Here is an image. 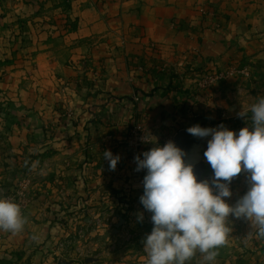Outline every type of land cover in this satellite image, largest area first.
Returning a JSON list of instances; mask_svg holds the SVG:
<instances>
[{"label": "crops", "instance_id": "0c3cea01", "mask_svg": "<svg viewBox=\"0 0 264 264\" xmlns=\"http://www.w3.org/2000/svg\"><path fill=\"white\" fill-rule=\"evenodd\" d=\"M5 52L24 72L34 67L24 130L42 138L32 145L56 149L52 181L64 195L70 173L72 189L82 181L92 165L86 152L98 154L103 134L118 146L133 123L172 135L185 128L182 121L214 112L213 94L224 88L193 94L197 70L246 65L251 83L264 84V0H0V66ZM136 59L154 64L149 74L136 69ZM243 81L220 83L241 93ZM238 105L236 113L244 109ZM66 112L71 124L51 123Z\"/></svg>", "mask_w": 264, "mask_h": 264}, {"label": "rangeland", "instance_id": "374dc122", "mask_svg": "<svg viewBox=\"0 0 264 264\" xmlns=\"http://www.w3.org/2000/svg\"><path fill=\"white\" fill-rule=\"evenodd\" d=\"M5 54H1L0 66V197L19 203L28 223L19 234L0 231V264H147L143 240L152 231L153 224L151 213L143 208L139 199L143 195V187L137 183L141 173L132 172L138 152H130L123 143L127 132L116 138L118 146L109 143L112 140L109 133L103 134L99 139L98 154L95 155L94 150L86 152L85 163L92 165H85L86 172L80 176V184H74L75 189H72L70 173L69 186L65 187L67 192L58 195L57 185L52 181L56 170V161L53 160L56 149L32 145V140L36 142L42 138L29 137L24 130L30 122L24 113L29 109L24 96L30 93L34 67L25 73L23 66H13V61ZM134 61L142 75L149 74L154 65ZM161 68L164 70L163 66ZM229 76L244 80L238 84V88H243L241 93L226 91L236 87L227 89L221 86L220 82ZM259 79L264 81V76ZM250 80L251 72L246 65L197 70L191 86L193 94L206 90L213 94L224 88L213 94V98L219 100L218 103L215 100L208 110L214 112L207 114V118L200 114L191 117L190 122L182 121L185 128L172 132V135L164 131L156 135L149 132L150 144L158 147L176 140L178 147L188 153L186 159L195 163L198 180L211 181L213 171L204 158L211 137L200 139L186 129L192 123L208 128L222 124L237 133L245 126L251 127L250 107L264 97V84L253 85ZM14 95L17 97L13 98ZM194 101L187 103L186 107L189 109ZM233 103L244 108L241 111L247 112L246 119L233 110ZM60 119L54 116L51 123L73 122L65 113ZM105 150L120 156L114 171L109 170V162L104 159ZM248 187L247 174L242 173L233 179L230 184L233 195L228 202L234 205L246 194ZM140 213H143V222L137 219ZM229 227L231 232L227 243L217 250L213 264H264V239L257 238L256 228L249 221L234 216L229 217ZM34 235L39 239L34 240ZM198 255L201 254L197 252ZM201 262L202 255L194 258V263Z\"/></svg>", "mask_w": 264, "mask_h": 264}, {"label": "clouds", "instance_id": "9594fccd", "mask_svg": "<svg viewBox=\"0 0 264 264\" xmlns=\"http://www.w3.org/2000/svg\"><path fill=\"white\" fill-rule=\"evenodd\" d=\"M250 111L252 126L238 133L222 124L186 129L200 139L211 137L204 151L213 171L211 181L198 180L195 163L188 161V153L172 140L142 153V159L134 157L135 170H146L139 199L151 213L153 224L143 240L147 264H187L197 252L202 255L201 264H213L231 232L230 216L249 221L257 238L264 239V97L251 105ZM238 116L246 119L247 112ZM104 159L114 171L120 156L105 150ZM242 173L247 174L249 187L233 205L228 202L233 195L230 184ZM137 219L143 222V213ZM27 223L19 203L0 197V231L19 234Z\"/></svg>", "mask_w": 264, "mask_h": 264}, {"label": "built area", "instance_id": "2783aa9c", "mask_svg": "<svg viewBox=\"0 0 264 264\" xmlns=\"http://www.w3.org/2000/svg\"><path fill=\"white\" fill-rule=\"evenodd\" d=\"M65 115L70 116V112H66ZM123 143L126 145L127 149L130 152H134V153L136 152L137 153L139 151V149H141L144 145H146L147 143H150V138L146 132L145 127H143L140 124L133 123L130 126V128L128 129L126 135L124 136ZM164 144L158 145V146H163ZM136 167H137V165H136ZM136 167H134L132 169V172L134 174L145 173L146 170H142V171L137 172L135 170Z\"/></svg>", "mask_w": 264, "mask_h": 264}, {"label": "water", "instance_id": "95a60500", "mask_svg": "<svg viewBox=\"0 0 264 264\" xmlns=\"http://www.w3.org/2000/svg\"><path fill=\"white\" fill-rule=\"evenodd\" d=\"M175 143H176V145H177V146L179 145V143H178V142H176V140H175Z\"/></svg>", "mask_w": 264, "mask_h": 264}]
</instances>
